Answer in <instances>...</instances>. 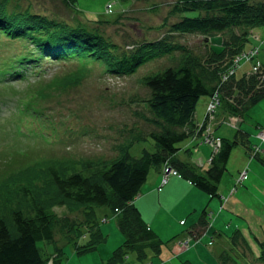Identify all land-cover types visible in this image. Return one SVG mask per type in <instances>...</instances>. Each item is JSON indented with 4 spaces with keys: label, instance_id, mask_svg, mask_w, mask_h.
<instances>
[{
    "label": "rangeland",
    "instance_id": "1",
    "mask_svg": "<svg viewBox=\"0 0 264 264\" xmlns=\"http://www.w3.org/2000/svg\"><path fill=\"white\" fill-rule=\"evenodd\" d=\"M174 5L175 0H0L5 20L24 12L67 29L82 23L115 45L119 56L136 53L138 47L162 39L178 47L172 54L164 55L159 50L146 54L132 74L109 72L104 60L90 56L81 60L43 57L37 66L35 62L23 64L26 71L21 76L0 74V217L11 219L10 209L17 208L26 216L32 215L34 202L52 213L53 241L40 243L51 253L47 264H54L61 253V264H107L124 243L119 215L109 206L93 207L95 222H90L84 207L59 205L61 197L50 171L91 176L126 151L140 157L144 149L155 150L150 137L135 141L156 130L147 105L151 92L142 82L143 77L177 66L181 49L200 54L206 45L220 46L223 41L220 34L205 38L170 33L169 26L182 17L204 16L174 13ZM25 31L39 35L33 28ZM8 35L0 33V73L17 68L26 54L33 56L31 53L36 52L26 39ZM236 71L237 75L264 79V29L252 31L246 48L225 67L223 79L228 80ZM216 94L220 96L219 89L203 97L197 108V125L208 121L201 127L203 137L195 133L185 144L180 143L178 146H184L177 158L190 161L204 172L223 139L234 138L240 124L251 145L233 148L215 199L183 179L170 165L163 167L166 175L152 169L134 203L162 241L161 253H150L143 262L129 253L123 264H222L224 251L239 261L228 264H259L249 253L247 259H242L243 254L232 246L231 239L240 233L254 258L262 251L264 131L259 133L258 129L264 128V99L241 122L224 113ZM19 125H24L26 133L33 131L34 136L25 138ZM44 133L47 138L42 136ZM251 152L259 160H253L248 155ZM36 197L37 201L33 200ZM147 197L150 200L146 203ZM204 209L211 219L200 238L201 228L193 227L199 225ZM76 233L80 236L75 237ZM93 236L100 243L93 248H79L89 244ZM193 238L200 239L195 242Z\"/></svg>",
    "mask_w": 264,
    "mask_h": 264
},
{
    "label": "trees",
    "instance_id": "2",
    "mask_svg": "<svg viewBox=\"0 0 264 264\" xmlns=\"http://www.w3.org/2000/svg\"><path fill=\"white\" fill-rule=\"evenodd\" d=\"M172 11L204 16L182 17L169 26L170 33L199 34L205 38L220 34L223 41L220 46L206 45L200 54L180 48L177 66L143 77L142 82L151 92L147 105L156 130L135 141L150 137L155 144V150L144 149L140 157H134L126 151L108 163L99 173L91 176L76 172L67 176L62 173V176L54 169L50 171L54 188L61 197L59 205L84 207L88 210L84 213L91 219L90 222H95V218L92 219L93 207L109 206L119 215L118 227L125 240L107 264H123L129 253H134L140 262L145 261L150 253H161L162 241L134 203L152 169L165 174L163 167L170 165L183 179L209 198L215 199L219 197V185L227 171L233 148L240 144L247 148L251 145L248 134L246 136L239 126L234 138L223 139L221 148L214 152L216 155L212 156L210 166L204 172L190 161L177 158L184 146L178 145L182 142L185 144L195 133L203 137L201 127L208 125V121L199 126L196 122L195 115L201 99L213 95L219 89L220 96L216 95L221 102L220 108L224 113L239 118L241 122L246 119L251 109L264 99V79L260 80L257 76H249L250 74L237 75V71L228 80L223 79L225 67L235 55L246 48L252 31L264 29V0H175ZM29 28L39 31V35L25 31ZM1 32H6L14 39H26L36 49V52L31 53L33 56L26 54L24 58H18L23 60L18 62L17 68L11 67L8 71L2 68L4 71H1V75L8 72L9 75L21 76L26 71L22 67L23 64L35 62L37 66L43 57L50 60H81L87 56L104 60L109 72L132 74L136 71V66L147 58L146 54L157 50L164 55L172 54L171 52L178 49L171 42L162 39L138 47L136 53H122V56H119L120 54L114 51L115 45L85 24L78 23L74 28L67 29L39 15L24 12L16 13L9 17V20H5L0 10ZM262 130L263 126L259 127L258 132ZM188 154L190 156V153ZM248 155L250 156V153ZM256 159L258 158L253 160ZM105 163L107 162H103ZM33 200L37 201V197ZM32 208L34 213L29 216L17 208L10 209L11 219H6V215L0 217V264H47L52 257L40 243L53 241L55 219L42 204L34 202ZM5 209L7 210L6 207ZM210 219L204 209L199 225L193 227L194 230L201 228L200 238L205 234L203 229L208 228L206 226L210 224ZM91 227L94 231L95 226ZM78 235L75 237H79ZM199 239H195V242ZM89 242L79 248H93L100 243L94 236ZM231 242L232 246L243 254L242 259H247L251 254L254 261L264 264V242L259 244L262 251L255 258L240 233L234 234ZM61 255L62 253L59 258L54 259V264H61L58 262ZM234 258L224 251L220 261L222 264H228V261L239 263L236 257Z\"/></svg>",
    "mask_w": 264,
    "mask_h": 264
},
{
    "label": "bare ground",
    "instance_id": "3",
    "mask_svg": "<svg viewBox=\"0 0 264 264\" xmlns=\"http://www.w3.org/2000/svg\"><path fill=\"white\" fill-rule=\"evenodd\" d=\"M36 16H37V15H36ZM240 125H241V124H240ZM240 125H239V126H240ZM250 156H251L252 159H254V158H255V153H254V152H251ZM148 200H150V197H147V198H146V203H147Z\"/></svg>",
    "mask_w": 264,
    "mask_h": 264
},
{
    "label": "built area",
    "instance_id": "4",
    "mask_svg": "<svg viewBox=\"0 0 264 264\" xmlns=\"http://www.w3.org/2000/svg\"><path fill=\"white\" fill-rule=\"evenodd\" d=\"M234 119H237V118H235V117H233ZM232 119V118H231ZM237 121V120H236ZM264 131V128H263V130H262V132ZM261 132V133H262ZM211 143H215V142H211ZM210 143V144H211ZM167 171V170H166ZM165 175H166V173H165ZM170 175H176V172L175 173H172V174H170ZM168 178H169V176H168ZM166 182V179H164V183Z\"/></svg>",
    "mask_w": 264,
    "mask_h": 264
}]
</instances>
